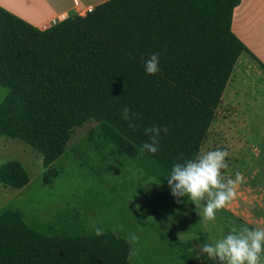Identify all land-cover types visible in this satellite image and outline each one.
Here are the masks:
<instances>
[{"label":"trees","instance_id":"1","mask_svg":"<svg viewBox=\"0 0 264 264\" xmlns=\"http://www.w3.org/2000/svg\"><path fill=\"white\" fill-rule=\"evenodd\" d=\"M240 1L108 0L45 30L0 8V136L37 151L47 178L72 131L95 121L108 144L128 159L143 156L165 180L178 156L200 154L239 57L255 59L232 32ZM153 53L161 71L149 75ZM125 106L139 114L136 130L122 119ZM152 125L169 128L155 155L140 151ZM28 183L18 161L0 165L4 187ZM131 250L110 232L44 231L0 212V264H129Z\"/></svg>","mask_w":264,"mask_h":264},{"label":"rangeland","instance_id":"2","mask_svg":"<svg viewBox=\"0 0 264 264\" xmlns=\"http://www.w3.org/2000/svg\"><path fill=\"white\" fill-rule=\"evenodd\" d=\"M6 94L0 86V103ZM218 148L230 153L225 175L241 172L246 183L215 221L206 222L202 208L187 197L177 202L167 179L155 177L143 156L128 159L108 144L95 121L72 131L47 178L37 151L0 136V165L18 161L29 176L20 190L0 184V212L17 211L44 231L110 232L131 244L129 264H213L201 245L224 238L233 227H264V73L246 54L237 60L200 153ZM132 233L138 242L130 241Z\"/></svg>","mask_w":264,"mask_h":264},{"label":"clouds","instance_id":"3","mask_svg":"<svg viewBox=\"0 0 264 264\" xmlns=\"http://www.w3.org/2000/svg\"><path fill=\"white\" fill-rule=\"evenodd\" d=\"M159 53H153L144 61L145 71L155 75L161 71ZM122 119L128 122L129 128L136 130L139 114L130 107H123ZM167 126L152 125L144 128V135L148 139L140 146V151H147L155 155L159 151L161 134H167ZM230 153L226 149L204 151L195 158L185 159L183 154L177 157L170 174L167 176L171 195L181 202L180 198L187 197L196 209L202 208L203 219L212 222L219 210L224 209L236 199L237 189L246 178L241 172H236L234 178L226 176L229 165L226 158ZM96 235L103 234L96 228ZM131 242H138L139 236L130 234ZM201 252L213 264H261L264 254V227L237 229L231 231L215 243L201 245Z\"/></svg>","mask_w":264,"mask_h":264},{"label":"crops","instance_id":"4","mask_svg":"<svg viewBox=\"0 0 264 264\" xmlns=\"http://www.w3.org/2000/svg\"><path fill=\"white\" fill-rule=\"evenodd\" d=\"M105 1L108 0H0V8L45 30L71 15L83 16L88 8L93 9ZM231 28L254 58L264 65V0H241L233 11ZM249 59L262 70L255 59L250 56Z\"/></svg>","mask_w":264,"mask_h":264},{"label":"built area","instance_id":"5","mask_svg":"<svg viewBox=\"0 0 264 264\" xmlns=\"http://www.w3.org/2000/svg\"><path fill=\"white\" fill-rule=\"evenodd\" d=\"M91 11H92V9H91V8H88V9L84 12L83 16H85V15L88 14V13H90Z\"/></svg>","mask_w":264,"mask_h":264}]
</instances>
